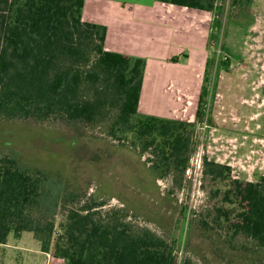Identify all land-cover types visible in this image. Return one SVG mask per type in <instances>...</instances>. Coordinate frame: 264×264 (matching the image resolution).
<instances>
[{
  "label": "trees",
  "instance_id": "obj_1",
  "mask_svg": "<svg viewBox=\"0 0 264 264\" xmlns=\"http://www.w3.org/2000/svg\"><path fill=\"white\" fill-rule=\"evenodd\" d=\"M159 1L210 12L218 5V0ZM84 7L85 0H0V118L25 113L35 119L56 114L68 122L93 120L108 102L118 107L111 134L120 139L133 134L163 176L173 169L184 174L196 123L139 114L146 58L106 49L107 26L84 21ZM222 65L228 66V57ZM205 80L198 120L210 74ZM203 174L213 184L214 224L227 226L230 243L240 235L254 243L235 247L248 251L238 254L236 264H264V175L256 181L235 178L230 165L208 158ZM105 204L85 196L59 171L30 165L14 152L0 154V264L9 236L24 232H32L41 249L64 264H179L177 239L173 243L148 227L135 228L126 208L106 217L99 210ZM200 226L214 229L205 218Z\"/></svg>",
  "mask_w": 264,
  "mask_h": 264
},
{
  "label": "rangeland",
  "instance_id": "obj_2",
  "mask_svg": "<svg viewBox=\"0 0 264 264\" xmlns=\"http://www.w3.org/2000/svg\"><path fill=\"white\" fill-rule=\"evenodd\" d=\"M201 14L212 17L211 66L206 65L202 76L203 85L207 73L211 76L205 109L198 120L200 99L179 93L180 104L187 107L173 112L176 119L196 123L184 174L173 169L163 176L133 134L123 139L111 134L118 107L108 102L93 120L77 122L56 114L44 119L3 115L0 154L14 152L30 165L61 172L85 196L106 201L99 208L104 216L126 208L135 228L148 227L171 242L177 239L173 243L179 264H236L238 254L248 251L235 247L254 243L242 235L230 243L227 226L214 224L210 213L216 199L211 197L212 182L203 174L204 160L230 165L235 178L256 181L264 175V0L238 5L218 0L214 12ZM226 57L228 66L222 65ZM83 91L94 99L93 93ZM139 114L145 113L139 109ZM204 218L212 221L213 230L200 226ZM3 248V264H64L43 252L32 232L20 238L11 234Z\"/></svg>",
  "mask_w": 264,
  "mask_h": 264
},
{
  "label": "crops",
  "instance_id": "obj_3",
  "mask_svg": "<svg viewBox=\"0 0 264 264\" xmlns=\"http://www.w3.org/2000/svg\"><path fill=\"white\" fill-rule=\"evenodd\" d=\"M201 11L159 0H85L83 20L107 26L106 49L146 58L139 109L177 118L175 107H187L179 93L197 100L202 93L212 17Z\"/></svg>",
  "mask_w": 264,
  "mask_h": 264
},
{
  "label": "built area",
  "instance_id": "obj_4",
  "mask_svg": "<svg viewBox=\"0 0 264 264\" xmlns=\"http://www.w3.org/2000/svg\"><path fill=\"white\" fill-rule=\"evenodd\" d=\"M198 162H201L202 163V160L201 161H198ZM199 164V163H198Z\"/></svg>",
  "mask_w": 264,
  "mask_h": 264
}]
</instances>
